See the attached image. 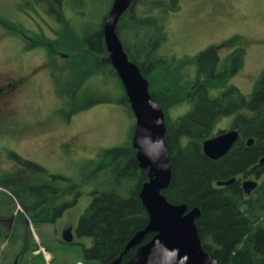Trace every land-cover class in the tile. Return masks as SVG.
<instances>
[{
    "label": "trees",
    "instance_id": "obj_1",
    "mask_svg": "<svg viewBox=\"0 0 264 264\" xmlns=\"http://www.w3.org/2000/svg\"><path fill=\"white\" fill-rule=\"evenodd\" d=\"M33 1L25 0L35 10ZM64 1L65 6L75 16L72 24L77 35L59 30L60 33H55L58 37L56 39L36 36L32 45H27L26 42V49L51 47L55 52L64 53L70 64L75 65L73 67L85 64L84 75L81 73L80 79L91 75H114L122 87L118 102L134 118L125 90L110 63L104 40L103 23L113 0ZM140 1L133 0L121 15L116 33L128 58L147 79L151 96L164 112L171 179L162 193L170 203L186 204L188 210L199 208L200 215L195 223L201 245L218 260V264H264V164H258L259 159L264 156V70L254 82L252 91L245 94L235 85L227 84L242 66V48H235L227 55L230 68L224 66L219 69L217 65L220 57L215 46H210L191 58L160 54L159 48L165 40L162 18L154 17L149 12L148 15H140ZM148 1L151 3V10L153 2L161 3L164 12L175 11L179 6V0ZM63 8L64 5H61V12ZM96 17L99 20L95 21ZM67 23L71 25L70 21ZM0 25L5 26L15 36L24 37L29 31L20 23L3 16H0ZM192 64L195 70L193 76L189 72ZM157 76H162L164 88H156L155 83L159 80ZM59 78L60 76L54 78L57 94L66 100L65 97L71 95L76 88L75 85L73 88V84L78 81L74 80L71 84L70 81ZM221 84L226 85L220 87ZM89 104L90 100L80 101L81 107ZM186 104L189 109L184 115L175 119L170 117L172 109ZM244 111L253 112V115L243 116L241 112ZM233 113H237L234 127L239 130L238 141L223 157L209 159L204 155L201 143L213 136L217 123L224 116ZM248 137L254 138L251 146L245 143ZM9 157L27 165L34 174L49 176L51 185L49 188L44 185L26 188V185L14 179H0V187L10 192L9 194L0 189V225H7L8 221L4 219H9L18 205L31 217L27 225L33 223L38 228L41 224L52 223L61 215L54 212L51 221L40 220L39 217L45 213L44 206H29L28 200L31 199V203L40 202L47 198L45 192H48L51 194L49 199L54 205L57 204L55 209L64 211L76 203L81 195L80 183L83 180L77 184L68 177L47 173L44 167L21 158L15 152H10ZM252 172L256 176L263 174V177L247 198H243L236 183L231 188L217 187L214 184L217 180L235 175L248 176ZM90 173L93 179H100L102 187L92 191L91 202L79 216L75 226V241L65 243L60 238L58 241L72 246L78 253V260L86 264H106L120 253H123L120 264H124L134 251V248L124 251L126 244L149 221L148 213L139 197L142 184L149 179L148 171L139 167L136 149L129 141L128 144L101 150ZM56 178L61 181L55 183L53 179ZM91 180L88 176L84 178L85 182ZM25 189L28 193H24ZM67 199L71 200L67 202ZM45 203L42 201V204ZM14 229L9 237L11 245L18 241ZM152 235L153 233L145 235L141 243L149 241ZM6 236L4 229L0 228V243ZM40 236H44L43 233ZM76 238H87L91 244L76 241ZM31 240L32 243L26 250L21 247L13 256L5 255L2 264H13L14 257H19L21 264H35L43 256L34 254L33 251L39 245L32 234ZM43 243L46 250L53 252L51 245L45 241ZM73 248L68 247L66 250L73 251Z\"/></svg>",
    "mask_w": 264,
    "mask_h": 264
},
{
    "label": "rangeland",
    "instance_id": "obj_2",
    "mask_svg": "<svg viewBox=\"0 0 264 264\" xmlns=\"http://www.w3.org/2000/svg\"><path fill=\"white\" fill-rule=\"evenodd\" d=\"M33 3L35 10L25 0H0V16L20 23L29 30L24 37L15 36L0 25V75L29 78V83L8 108L6 119L0 124L1 132L5 133L0 137V179L19 178L26 180L22 181L26 184L39 179L50 181L49 176L34 174L27 165L10 158L9 153L15 152L21 158L44 167L47 173L68 177L77 184L83 180L80 183L81 195L60 217L38 228L33 223L29 224L30 234L38 245L44 248L45 241L53 247V252L44 248L51 255L53 264H71L79 256L72 246L58 241L61 231L68 223L76 226L79 216L92 200V191L102 187L100 179H93L90 173L100 151L128 144L132 139L135 120L118 102L122 87L114 75H91L80 79L81 73L84 75L85 64L73 67L75 65L70 64L64 53L55 52L51 47L26 49V42L32 45L36 36L56 39L55 33H60L59 30L77 35L72 24L75 16L65 6L64 0H34ZM152 4L151 10V3L141 0L138 13L148 15L149 12L154 17L162 18L165 40L159 48L160 54L191 58L215 46L220 57L219 69L224 66L230 68L227 55L235 48H242V66L227 84L235 85L245 94L252 91L254 82L264 70V0H179L177 10L169 12L163 11L161 3ZM61 5H64L62 12ZM94 20H99V17ZM60 39H63L62 36ZM189 69L193 76V64ZM59 76L60 80L70 81L71 84L74 80L78 81L73 84V88L74 85L76 88L65 97L66 100L57 94L54 82ZM157 78L156 88H164L162 76ZM225 85L221 84L220 87ZM87 100L91 104L81 107L80 101ZM181 106L172 109L171 115L176 116L189 109ZM227 123L228 118L224 117L215 129H224ZM86 176L92 180L85 182ZM53 181L58 183L61 180L56 178ZM0 189L10 194L6 188ZM67 200L69 202L71 199ZM20 210L23 211L21 207ZM13 224L12 221L7 223L9 232L6 231L7 236L0 243V264L5 255L18 253L26 241L25 233H18L20 226L17 231ZM0 228L3 226L0 225ZM12 228L20 237L17 243L11 245L9 237L14 233ZM38 230L44 236H40ZM76 241L91 244L87 238H76ZM68 247L73 251L66 250ZM35 264H45L43 257H39Z\"/></svg>",
    "mask_w": 264,
    "mask_h": 264
},
{
    "label": "water",
    "instance_id": "obj_3",
    "mask_svg": "<svg viewBox=\"0 0 264 264\" xmlns=\"http://www.w3.org/2000/svg\"><path fill=\"white\" fill-rule=\"evenodd\" d=\"M133 0H113L103 23L104 40L109 60L125 90L135 123L131 143L136 149V160L141 169L148 171L149 179L142 184L139 197L145 207L149 221L128 241L125 250L134 248L124 264H218V260L206 252L198 235L195 219L200 215L197 207L188 210L186 204L170 203L162 193L170 183L171 161L165 141L164 112L149 92V83L139 67L131 61L123 49L116 33L121 15ZM238 131L229 130L207 138L202 150L209 159L223 157L238 139ZM253 138L247 139V145ZM155 159V163H153ZM264 164V156L258 161ZM235 178L217 180L219 186H229ZM245 195H249L258 183L249 179L242 182ZM153 233L151 239L141 243L145 235ZM72 224H66L61 239L73 241ZM123 253L106 264H120ZM14 264H18L16 261Z\"/></svg>",
    "mask_w": 264,
    "mask_h": 264
},
{
    "label": "flooded vegetation",
    "instance_id": "obj_4",
    "mask_svg": "<svg viewBox=\"0 0 264 264\" xmlns=\"http://www.w3.org/2000/svg\"><path fill=\"white\" fill-rule=\"evenodd\" d=\"M28 81H29L28 76H15V77H12L11 75H8V74L0 75V124L3 121H5V119H6V112L8 111V108L14 102V100L16 99V97H19L20 96L23 87L26 86L29 83ZM186 106L189 107L187 104L186 105H182L181 107L184 108ZM187 111H188V109H185L184 111L181 112L182 114L180 113V114H178L176 116H172L171 113H170V117L172 119H175L178 116L184 115ZM241 114L243 116L244 115L252 116L253 115V112H245L244 111V112H241ZM224 117L225 118H228L227 125L224 127V129H218V130L215 129V131L213 132V136H215V135H217V134H219L221 132H225V131H229V130L238 131V134H239V130L237 129V127H234V122L237 120V113H233L231 115L224 116ZM1 131L2 130L0 129V137H2L5 134V133H2ZM239 137H240V134H239ZM239 137H238V139H239ZM248 138H250V137H248ZM238 139L235 141V143L238 141ZM247 139L245 140V143L246 144H247ZM235 143L232 145V147L235 145ZM253 143H254V138H253ZM253 143L251 145H253ZM251 145H249V146H251ZM67 146L70 147L69 145H67ZM201 146H202V143H201ZM251 169H253V167ZM26 174H28V173H26ZM232 177L235 178V181L231 185H229V186H219V185L216 184V181L214 182V184L217 187H222V188L229 187V188H231L230 186H232L234 183H236V184H238V189L240 190V193L242 194L243 198H247V197H249L252 194L253 191H251L249 195H245L244 194V191H243V188L241 186L242 185V182H244L245 180L253 179V180H256L257 183L259 184L261 182V180H262L261 178L263 177V174H261L260 176H256L252 172V173H249L248 176L235 175V176H232ZM11 179H14L17 182H20V183H22L24 185H28V186H31V187H34V188L41 187L42 185L47 186V188H49L48 186L51 185V182L50 181L43 182L41 179L35 181L34 183H27V184L24 183V182H22V181L27 182L26 180H21L19 178L18 179L17 178H11ZM23 191H25L24 193H28L27 192V189H25ZM45 195H46L47 198L41 200L40 202L31 203V199H29L28 200V205L29 206H32V207H36L37 205H39V206H42L43 205L44 208H45V213H44V215H41V217H39V219L40 220L43 219V220H46V222H49V221H51L53 219L54 212L57 215H62L64 211H62L60 209H58V210L55 209V207L57 206V204L54 205L52 203L51 199H49V197L51 196V194H49L48 192H45ZM42 201H45L46 203L45 204H42ZM32 204H34V205H32ZM4 220H6L8 222L12 221L14 223L13 224V227L15 226L14 228L17 229V231L19 230V226H20V231L18 233L20 235H21L22 232L25 233L24 238H26V241H25L24 245L22 246V248H23V250H26L27 248H29L30 245H31V243H32L31 242L32 241L31 240V234H30V231H29V224L27 225V222L31 220L30 215L26 214L24 211H21L20 209H18L16 207L14 209L12 215L9 217V219H4ZM44 224H48V223H44ZM1 225L3 226V229H4L5 232L6 231L9 232V227L8 226H6L5 224H1ZM72 232H73V235H74V240L73 241H75V227H74L73 224H72ZM6 234H7V232H6ZM19 237L20 236L18 235V238ZM60 240H61V237H60ZM33 252H34V254H37L36 253L37 252L36 250L33 251ZM15 261L18 264H21L20 261H19V257H14L13 264L15 263Z\"/></svg>",
    "mask_w": 264,
    "mask_h": 264
},
{
    "label": "built area",
    "instance_id": "obj_5",
    "mask_svg": "<svg viewBox=\"0 0 264 264\" xmlns=\"http://www.w3.org/2000/svg\"><path fill=\"white\" fill-rule=\"evenodd\" d=\"M41 251L43 252L44 254V257H45V264H52L50 262V256L48 254H46V252L41 248ZM73 264H85L84 262H81V261H78V262H75Z\"/></svg>",
    "mask_w": 264,
    "mask_h": 264
},
{
    "label": "clouds",
    "instance_id": "obj_6",
    "mask_svg": "<svg viewBox=\"0 0 264 264\" xmlns=\"http://www.w3.org/2000/svg\"><path fill=\"white\" fill-rule=\"evenodd\" d=\"M153 163H155L156 161H155V159H153V161H152Z\"/></svg>",
    "mask_w": 264,
    "mask_h": 264
}]
</instances>
